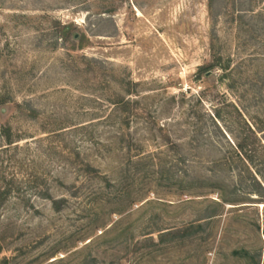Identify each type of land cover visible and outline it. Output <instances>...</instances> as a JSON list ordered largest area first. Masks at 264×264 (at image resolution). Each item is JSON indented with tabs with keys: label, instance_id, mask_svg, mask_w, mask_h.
<instances>
[{
	"label": "rangeland",
	"instance_id": "374dc122",
	"mask_svg": "<svg viewBox=\"0 0 264 264\" xmlns=\"http://www.w3.org/2000/svg\"><path fill=\"white\" fill-rule=\"evenodd\" d=\"M2 87L0 264H263L264 0H0Z\"/></svg>",
	"mask_w": 264,
	"mask_h": 264
},
{
	"label": "trees",
	"instance_id": "16d2710c",
	"mask_svg": "<svg viewBox=\"0 0 264 264\" xmlns=\"http://www.w3.org/2000/svg\"><path fill=\"white\" fill-rule=\"evenodd\" d=\"M58 27L56 29V38L61 39L63 41L64 45H67V52H74V51H80L83 50L87 47L90 46V41L89 39L83 35V34H77L75 29L71 25H57ZM3 91H0V113L3 114L4 112L9 111L10 109H19L26 107V103H18L12 100L10 97V94L8 92L4 91V87H2ZM116 105H121L123 108L127 107L130 102L125 101L123 98L117 100V102H114ZM136 103V102H134ZM0 114V115H1ZM55 131V130H54ZM54 131L48 132L49 134L55 133ZM0 140L2 141V146L4 147L3 149H9L11 147H17L16 144L21 140L20 136L18 134H14L12 131V127L9 124V120L6 122H0ZM240 150H243L242 146H239ZM80 171L84 175H92L93 173H98L97 169L92 167L89 163L87 162H80ZM5 178L2 174L0 177V207L3 205V203L7 200V198L10 196L11 192V186L9 182L4 181ZM43 199L49 200L52 203V206L54 209H59V201L52 198L50 193L46 191L42 195ZM121 224V220L114 222L112 225L113 227L108 231V233H105L104 236L109 234L112 231L118 230L119 225ZM200 225L195 226L194 224H188L187 226L181 228V229H176L173 231H168V232H161L157 231L159 234V238L162 239L165 236H171L172 238L175 239H185L194 233V229L200 228ZM103 234V233H102ZM150 235V234H147ZM264 264V262H263Z\"/></svg>",
	"mask_w": 264,
	"mask_h": 264
}]
</instances>
